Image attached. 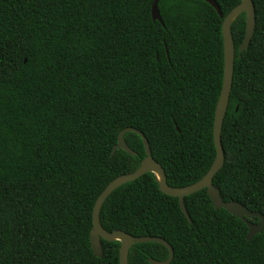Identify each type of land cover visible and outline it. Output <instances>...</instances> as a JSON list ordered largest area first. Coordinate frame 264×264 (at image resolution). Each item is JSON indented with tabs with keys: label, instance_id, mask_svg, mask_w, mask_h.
Wrapping results in <instances>:
<instances>
[{
	"label": "trees",
	"instance_id": "obj_1",
	"mask_svg": "<svg viewBox=\"0 0 264 264\" xmlns=\"http://www.w3.org/2000/svg\"><path fill=\"white\" fill-rule=\"evenodd\" d=\"M0 0V264H120L119 240L90 239L95 202L145 157L112 152L132 126L149 140L167 182L200 180L215 157L214 118L224 79V17L241 0ZM239 51L246 14L232 23L236 56L222 128L225 161L214 176L225 201L264 214V0ZM179 198L153 172L116 188L100 209L107 231L160 236L169 264H264V229L215 208L207 189ZM258 223V217H247ZM169 249L134 244L129 264Z\"/></svg>",
	"mask_w": 264,
	"mask_h": 264
},
{
	"label": "water",
	"instance_id": "obj_2",
	"mask_svg": "<svg viewBox=\"0 0 264 264\" xmlns=\"http://www.w3.org/2000/svg\"><path fill=\"white\" fill-rule=\"evenodd\" d=\"M159 1L160 0L153 1L152 17L154 20H159L163 23L158 6ZM206 1L209 2L218 11L221 17H223L221 8L216 0ZM243 12H245L246 14V28L243 41L239 47V51L242 52L248 49L256 26V10L253 0H241V2L224 17L222 23V34L224 42V79L222 90L215 110L214 142L216 147V157L210 169L200 180L185 187L173 188L167 182V176L164 167L158 160L154 158L149 140L147 139L145 134L141 130L132 126L122 129L118 135V143L114 147L112 152L114 153L117 149H124L130 154H136V152L128 145L125 139V133L127 131H134L142 137L146 155L142 159L140 166L135 171L125 173L114 178L98 196L93 209V228L90 232L91 245L95 255L101 257L104 253V248L101 241L102 239L108 241L119 240L121 242L119 251L120 264H129L128 251L134 244L154 241L164 244L169 249L170 254L169 257L165 260H156L151 257L149 258V261L152 264H169L172 261L174 256V249L172 245L163 237L150 235H132L121 229L107 231L100 223V209L106 198L119 186L129 181H133L147 172H153L156 174L159 187L164 193L179 198L180 207L190 222L191 217L189 216L186 208L185 197L206 188L215 208L226 209L233 215L242 219L248 225V239H252L256 233L263 231V213L259 211H252L239 201H225L221 195L220 189L213 182L214 176L222 168L225 161L224 148L222 144V128L230 100L236 56L235 41L232 33V23L236 19V17H238ZM247 217H258L260 221L258 223H253L249 221Z\"/></svg>",
	"mask_w": 264,
	"mask_h": 264
}]
</instances>
